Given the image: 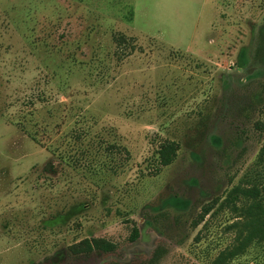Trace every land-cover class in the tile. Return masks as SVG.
Listing matches in <instances>:
<instances>
[{"label":"rangeland","instance_id":"rangeland-1","mask_svg":"<svg viewBox=\"0 0 264 264\" xmlns=\"http://www.w3.org/2000/svg\"><path fill=\"white\" fill-rule=\"evenodd\" d=\"M31 117L62 127L40 145ZM257 123L264 0H0V264H211L234 237L222 201L264 172ZM73 129L90 130L76 167L54 153ZM86 237L117 247L73 254Z\"/></svg>","mask_w":264,"mask_h":264},{"label":"trees","instance_id":"trees-1","mask_svg":"<svg viewBox=\"0 0 264 264\" xmlns=\"http://www.w3.org/2000/svg\"><path fill=\"white\" fill-rule=\"evenodd\" d=\"M131 15V19H133L134 11ZM115 37L118 45L126 44L128 41L124 34H119ZM64 105V103H59L58 106L63 108ZM24 117H26L25 114ZM35 120L36 129H33V131L27 127L28 124L33 121L32 117L25 121H21L20 123L23 124L22 129L25 130L34 141L43 145V140L39 139L38 136L40 133L46 135V133H48L47 131H50L49 128L51 123L49 121H45L44 119ZM257 126L258 128L264 130V124L259 125V123H257ZM54 127H57V132H59L62 127V123H56L54 126H51V129ZM89 134V129H83L82 132H78L76 129H73L70 136H67L71 141L64 146V150H62L61 146H57L56 149H54V153L69 166L76 167L80 163V160L77 158L78 156L73 153L75 150V143L78 145L80 144L78 147L84 146L83 140H86L89 137ZM64 136H66V134H61L59 141H61ZM88 146L89 145H86L84 149L81 148L79 151L87 161L85 165L91 167L94 165L95 160L92 158L93 151ZM108 148L113 151V147ZM178 149V143L174 140H168L162 143L158 151L160 165H170L175 160L178 154ZM259 163H264V145L259 153ZM100 167L110 169L113 168L115 172L117 171L116 167L114 168L112 165H106L104 161H100ZM256 178L249 179L246 182L247 184L249 183V186L244 184L234 186L229 191L228 196L222 201L221 207L225 206L230 208L231 212L235 215V220L226 227L227 232L234 233V237L231 243L221 249L218 255L212 259L211 264H229L240 256L245 255L254 245L264 247V172L259 170ZM218 200L219 199H217L214 204H216ZM214 204L204 207L202 213L195 221L194 226H198L203 222L204 226H206L207 221L205 218L213 210ZM138 237L139 229L134 228L131 240L135 241ZM198 238L199 236L197 239ZM116 247L117 246L114 242L106 238L86 237L71 244L69 249L73 254H90L97 250L103 252H113Z\"/></svg>","mask_w":264,"mask_h":264}]
</instances>
